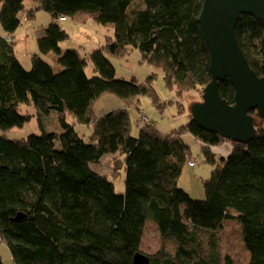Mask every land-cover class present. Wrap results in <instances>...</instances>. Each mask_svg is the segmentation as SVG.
<instances>
[{
	"label": "trees",
	"instance_id": "trees-1",
	"mask_svg": "<svg viewBox=\"0 0 264 264\" xmlns=\"http://www.w3.org/2000/svg\"><path fill=\"white\" fill-rule=\"evenodd\" d=\"M35 1L37 6L23 13L24 0H0L5 34H12L37 9L51 17L36 39L39 53L31 54L29 69L15 55L13 42L0 34V240L13 263L133 264L143 229L123 228L121 220L127 201L134 200L160 236L174 244L171 253L160 249L148 255L150 264H234L221 254L216 235L223 221L231 219L240 227L247 264H264V118L249 111L255 135L247 143L230 142L226 157L211 146L229 140L192 119L170 133L152 123L141 125L134 136L130 106L142 94L157 102L156 93L147 81L116 78L108 58L136 49L143 61L162 70L166 86L203 90L211 80L209 54L197 23L203 0ZM80 12L114 28V35L105 36L88 56L60 47L68 33L58 18ZM234 32L250 68L264 77V20L241 14ZM49 53L58 71L41 56ZM88 62L96 72L91 76L85 71ZM218 91L233 103L228 79L218 82ZM105 93L124 99L125 106L96 116L93 103ZM21 105L32 106L39 120L54 111L60 130L42 127L40 134L9 138L6 132L22 127L33 115L21 113ZM81 124L91 126L90 141L76 131ZM187 134L213 165L203 180L202 199L177 185L189 157ZM115 153L123 156V193L115 192L107 174L91 168ZM17 214L21 218L15 221Z\"/></svg>",
	"mask_w": 264,
	"mask_h": 264
},
{
	"label": "rangeland",
	"instance_id": "rangeland-1",
	"mask_svg": "<svg viewBox=\"0 0 264 264\" xmlns=\"http://www.w3.org/2000/svg\"><path fill=\"white\" fill-rule=\"evenodd\" d=\"M36 6L37 2L35 0H24L23 13ZM66 20V22L58 21V24L68 33L67 39L60 42V47H62V50L76 49L81 56H88L93 49L101 46L104 43L105 36L114 35L112 24H99L88 13L80 12L73 17H67ZM50 21V14L46 10L37 9L32 18L23 20L13 32L16 36V42L12 44L13 51L24 68H30L31 54L39 53L36 39L42 35ZM63 25L68 26V31ZM0 34H5L1 25ZM10 37L13 36L10 35ZM50 54L52 55V53ZM51 55L41 54L42 58L50 62L55 71H58L60 66L52 62ZM108 58L114 66L116 78L135 80L138 83H146L147 81L156 93L157 102L154 101L151 95L142 94L130 106L129 116L132 135L136 136L141 125H143L141 116L148 117L150 122L162 133L174 131L192 118V106L202 100V90L180 91L175 87L166 86L162 70L143 61L141 54L136 49L119 56L108 55ZM85 71L88 76L96 73L90 62H88ZM121 106H125L124 99L112 93H105L95 100L93 110L96 116H100ZM19 111L33 115L22 127H14L6 132L9 138L19 139L32 133L40 134L42 127L47 131L60 130L54 111H50L47 115H41L40 120L32 106L21 105ZM75 129L85 141H90V125H76ZM184 138L190 145L189 157L183 164L177 185L183 188L192 198L202 199L204 197L203 180L210 176L213 165L204 160L201 145L196 139L188 134L184 135ZM223 143L228 146L226 148L227 152L224 154V157H226L231 151L229 141L212 145L211 149L215 154L222 156L216 148ZM122 160L123 156L119 153L106 154L98 163L91 164V168L95 171L108 175L117 193H123L125 188V167ZM116 171L115 176L111 175ZM134 202V200L127 201L121 223L122 227L127 229L142 227L143 235L140 252L147 255L154 254L160 249L170 253L173 252L174 244L169 239L160 236L156 225L140 213L138 205ZM216 235L222 255H229L234 264H247L249 254L244 247L241 230L236 220L223 221L221 228L216 231ZM0 256L4 264H14L8 247L1 240Z\"/></svg>",
	"mask_w": 264,
	"mask_h": 264
},
{
	"label": "water",
	"instance_id": "water-1",
	"mask_svg": "<svg viewBox=\"0 0 264 264\" xmlns=\"http://www.w3.org/2000/svg\"><path fill=\"white\" fill-rule=\"evenodd\" d=\"M241 14L264 20V0H203L197 23L209 54L211 80L202 90V100L192 106L191 119L230 142L247 143L255 135L249 111L264 118V77L250 68L237 42L234 28ZM224 79L233 87V103L219 94L218 82ZM20 218L17 214L14 220ZM132 263L150 264L140 251Z\"/></svg>",
	"mask_w": 264,
	"mask_h": 264
},
{
	"label": "crops",
	"instance_id": "crops-1",
	"mask_svg": "<svg viewBox=\"0 0 264 264\" xmlns=\"http://www.w3.org/2000/svg\"><path fill=\"white\" fill-rule=\"evenodd\" d=\"M67 20H64V22H66ZM63 22V21H62ZM80 25H82V24H80ZM84 25H87V24H84ZM64 26V28L68 31V26H66L65 27V25H63ZM89 27V26H88ZM10 35H12L13 37H12V42L13 43H15L16 42V36H15V34L14 33H12V34H3V36H10ZM61 49H62V47H61ZM49 55H51L50 53H49ZM229 143H230V141H229ZM200 144V143H199ZM230 145H231V143H230ZM217 147V146H216ZM228 146H227V144L226 143H223V144H221V146H218L216 149H217V151L222 155V156H224V154L227 152L226 151V148H227ZM212 151H213V149H212Z\"/></svg>",
	"mask_w": 264,
	"mask_h": 264
},
{
	"label": "built area",
	"instance_id": "built-area-1",
	"mask_svg": "<svg viewBox=\"0 0 264 264\" xmlns=\"http://www.w3.org/2000/svg\"><path fill=\"white\" fill-rule=\"evenodd\" d=\"M23 19H25V16L23 17ZM65 19H66V18L63 17V16H60V17L58 18L59 21H64ZM6 41L11 42V41H12V38H11L10 36H8V37L6 38ZM140 118H141V122H142L143 125H147V124H151V123H152V122H150L149 118L146 117V116H141ZM190 164H192V163L190 162Z\"/></svg>",
	"mask_w": 264,
	"mask_h": 264
},
{
	"label": "bare ground",
	"instance_id": "bare-ground-1",
	"mask_svg": "<svg viewBox=\"0 0 264 264\" xmlns=\"http://www.w3.org/2000/svg\"><path fill=\"white\" fill-rule=\"evenodd\" d=\"M190 163V162H189Z\"/></svg>",
	"mask_w": 264,
	"mask_h": 264
}]
</instances>
